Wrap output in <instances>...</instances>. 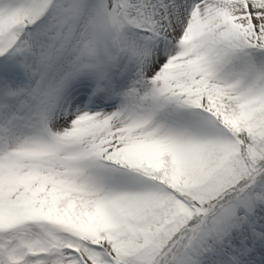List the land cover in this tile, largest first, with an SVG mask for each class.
Returning a JSON list of instances; mask_svg holds the SVG:
<instances>
[{"label":"snow or ice","instance_id":"obj_1","mask_svg":"<svg viewBox=\"0 0 264 264\" xmlns=\"http://www.w3.org/2000/svg\"><path fill=\"white\" fill-rule=\"evenodd\" d=\"M0 264H264V0H0Z\"/></svg>","mask_w":264,"mask_h":264}]
</instances>
